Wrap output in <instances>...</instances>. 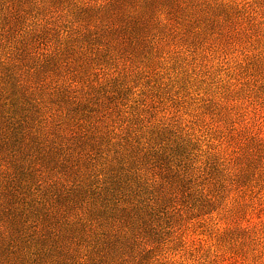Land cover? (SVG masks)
Masks as SVG:
<instances>
[{
	"label": "rangeland",
	"instance_id": "1",
	"mask_svg": "<svg viewBox=\"0 0 264 264\" xmlns=\"http://www.w3.org/2000/svg\"><path fill=\"white\" fill-rule=\"evenodd\" d=\"M248 1L182 0L169 19V6L143 11L135 0L104 9V0H16L24 17L14 25L13 41L31 42L33 33L46 30L33 38L16 71L32 89L43 83L51 92L56 83L64 86L74 77L76 88L99 89L116 99H85L81 105L70 99L75 103L62 106L60 99H43L24 140L0 135V165L14 163L22 179L19 190L5 191L0 173L2 257L13 253L12 261L24 264H81L89 233L76 222L74 196L82 188V197L92 200L94 174L104 161L116 171L126 170L128 157L120 153L124 141L118 134H125L131 112L159 119L155 134L162 129L160 141L193 136L195 154L221 141L222 150L239 146L240 131L255 123L258 112V102L241 93L245 70L258 46H264V39L249 29ZM81 23L87 25L84 40L79 39ZM7 50L0 45V56ZM39 51H58L57 64L35 66ZM143 91L148 97H137ZM78 123L84 126L79 132L97 127L96 154H87L89 140L81 136L71 147L63 143L68 128ZM41 124L46 128L38 130ZM40 131L51 133L49 141ZM69 175L82 187L63 188ZM260 182L229 184L208 201H191L173 216L171 229H164L163 255L177 264H242L239 254H244L249 264H263L264 244L251 237L240 244L225 234L238 225L264 226ZM124 213L120 204L90 212L89 228L100 237L120 235Z\"/></svg>",
	"mask_w": 264,
	"mask_h": 264
},
{
	"label": "trees",
	"instance_id": "2",
	"mask_svg": "<svg viewBox=\"0 0 264 264\" xmlns=\"http://www.w3.org/2000/svg\"><path fill=\"white\" fill-rule=\"evenodd\" d=\"M125 1L104 0L102 9ZM135 1L143 11L163 4L169 6L168 18L170 19V15L180 8L182 0ZM248 2L251 13L249 29L255 32L259 40H263L264 0H249ZM1 16L0 45L6 46L8 50L4 57L0 56V135H8L9 139L20 136L24 140L27 127L31 121L36 119L34 116L45 105L43 99H60V105L72 102L74 104L75 101L71 102L70 99H77L75 105H81L85 99H116V96L109 95V93L101 94L99 89L76 88L73 82L74 77L64 86L56 83L51 92L43 88V83L32 89L31 81L23 78L16 71L21 69L20 63L29 54V45L35 42L33 38L43 35L42 31L46 30H39L41 34L40 32L33 33L30 37L31 42L27 39L13 41L14 25L24 17L16 0H0ZM86 26L82 23L79 25L81 29V31L78 29L79 39H85ZM259 47L257 48L258 53L246 66L244 88L241 92L250 99V102H258L257 117L254 124L240 131L242 141L239 146L222 150L223 142L221 141L218 146H209L204 152L200 150L195 154L193 148L196 141L193 142V136H177L175 139L168 138L160 141L162 129L159 133H155L161 121L153 117H141L138 112H131L130 123L125 127V134H118V137L124 141L120 153L128 157L126 170L116 171L111 167V161L106 160L102 163V168L94 174L95 179L92 183L95 184V188L91 191L92 200L88 203V200L82 197V188H79L74 196L79 210L76 222L84 223V232L87 230L89 233L84 239L85 253L80 257L79 263L177 264L167 259L162 249L163 231L166 228L171 229L173 216L178 215L191 201L212 199L216 194V189L225 190L229 184L247 186L253 182L261 183L260 181L264 180V46L263 49ZM40 52L42 51H39L40 56L37 57L39 62L35 66L40 67L44 63L57 64L58 51ZM2 72L5 73L2 74ZM137 97L148 96L143 91ZM34 108L39 110L34 111ZM54 115H56L55 112ZM48 118L44 120L45 123L50 120ZM84 120L86 119L82 117L79 121L84 123ZM163 126L165 127L164 124ZM81 127L84 126L79 123L71 125L67 130L68 137H64L67 142L63 141V143L71 147L75 136H81L84 140H89L85 143L87 154H96L95 149L99 141L96 136L97 127L91 126L92 132L90 130L79 132ZM44 128L46 127L41 124L38 130ZM40 133L45 136V142L49 141L48 136L51 134L49 131H43V133L40 131ZM15 168L14 163L10 161H5L0 165L5 191L10 189L17 191L22 187V179ZM258 171L259 175L256 177L255 173ZM70 177L72 176L69 175L65 179L63 188L82 187L79 186L82 181L76 177H73L75 179H70ZM18 182L20 184H17ZM92 183H90V188ZM119 194L120 198L117 199L116 196ZM111 204H120L125 209L121 220L124 233L117 235L111 232L113 238L100 237L89 228L92 223L90 212L96 214L98 210L110 207ZM47 222V217L42 218L43 224ZM263 227L258 229L257 225L248 223L244 226H235L227 230L225 234L229 239L236 240V242L241 241L240 244H244L242 240L247 237L254 238L257 244H264ZM12 254L6 255L7 259L0 254V264H24L12 261ZM239 255L242 257V264H249L244 254ZM210 264L215 263L212 261Z\"/></svg>",
	"mask_w": 264,
	"mask_h": 264
}]
</instances>
